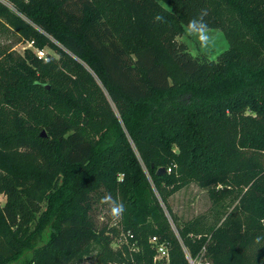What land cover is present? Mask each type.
<instances>
[{"label": "trees", "instance_id": "16d2710c", "mask_svg": "<svg viewBox=\"0 0 264 264\" xmlns=\"http://www.w3.org/2000/svg\"><path fill=\"white\" fill-rule=\"evenodd\" d=\"M201 9L216 60L178 39ZM2 25L30 46L0 45V264H123L107 194L138 264H264V0H0ZM190 182L211 205L182 221Z\"/></svg>", "mask_w": 264, "mask_h": 264}, {"label": "rangeland", "instance_id": "374dc122", "mask_svg": "<svg viewBox=\"0 0 264 264\" xmlns=\"http://www.w3.org/2000/svg\"><path fill=\"white\" fill-rule=\"evenodd\" d=\"M163 5L169 7L165 3H163ZM185 28L186 26H183L181 35L178 36V39L187 44L188 50L192 55L204 54L209 59L216 60L218 54L228 47V41L219 28H211L214 33V40L210 47L204 50L200 49L195 37L185 36ZM0 45H6L19 53L23 51L25 46H30L28 42L19 38L17 33L3 25L0 27ZM44 50L50 54H54L50 49L45 48ZM217 187L221 188L222 186ZM3 201L4 195H0V203H3ZM169 203L180 220L185 221L207 212L210 208L211 200L207 195L206 188L200 187L195 182H190L175 191L169 197ZM95 218L98 224H107L108 226L107 230L100 234V240L102 242H107L112 250L117 252L120 251V256L124 261L123 264H138L135 257V252H137L136 247L134 244L128 243L127 233L122 230L120 223H118V219H113L108 214L107 205L97 207ZM113 226L117 227L115 232L111 230ZM100 240L93 243L94 249L100 248ZM158 257L160 256L156 254L155 257L152 258V262L154 263L155 259L157 261ZM187 257L189 264L199 263V259L192 260L189 256ZM23 258L24 256L16 260H11L6 264H21ZM83 261L86 264H93L92 257H85Z\"/></svg>", "mask_w": 264, "mask_h": 264}, {"label": "clouds", "instance_id": "9594fccd", "mask_svg": "<svg viewBox=\"0 0 264 264\" xmlns=\"http://www.w3.org/2000/svg\"><path fill=\"white\" fill-rule=\"evenodd\" d=\"M207 14V9H201L196 17L189 20L185 28V36L195 37L196 42L202 50L209 48L214 40L213 30L205 20ZM153 20L154 22H164V17L157 15ZM101 203L108 206V214L113 219H119L125 212V207L122 202L118 199H114L111 194L102 197ZM262 241H264V234L254 238V243L256 245H261Z\"/></svg>", "mask_w": 264, "mask_h": 264}, {"label": "built area", "instance_id": "2783aa9c", "mask_svg": "<svg viewBox=\"0 0 264 264\" xmlns=\"http://www.w3.org/2000/svg\"><path fill=\"white\" fill-rule=\"evenodd\" d=\"M36 53L38 57H41L44 55L43 50H40V49H38ZM150 241L154 243L156 247L157 255H159L160 257L167 255L164 245L162 243H157V239L155 236L150 237Z\"/></svg>", "mask_w": 264, "mask_h": 264}, {"label": "water", "instance_id": "95a60500", "mask_svg": "<svg viewBox=\"0 0 264 264\" xmlns=\"http://www.w3.org/2000/svg\"><path fill=\"white\" fill-rule=\"evenodd\" d=\"M45 86H46V87H48V85H45ZM43 133H44V132H43V131H41V134H42V135H43ZM161 169H162V168H160L159 170H161ZM159 170H158V171H159Z\"/></svg>", "mask_w": 264, "mask_h": 264}]
</instances>
